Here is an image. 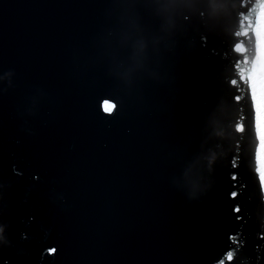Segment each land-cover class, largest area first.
<instances>
[{
	"label": "water",
	"instance_id": "water-1",
	"mask_svg": "<svg viewBox=\"0 0 264 264\" xmlns=\"http://www.w3.org/2000/svg\"><path fill=\"white\" fill-rule=\"evenodd\" d=\"M261 4L0 0V264H264Z\"/></svg>",
	"mask_w": 264,
	"mask_h": 264
},
{
	"label": "snow or ice",
	"instance_id": "snow-or-ice-1",
	"mask_svg": "<svg viewBox=\"0 0 264 264\" xmlns=\"http://www.w3.org/2000/svg\"><path fill=\"white\" fill-rule=\"evenodd\" d=\"M243 35L254 42V54L249 58L245 55L242 64L239 66L240 79L233 83H243L246 85L251 98V111L253 113L256 138L259 141L256 148V172L259 173V183L264 187V4L259 6V11L253 16L250 12L247 18V26ZM237 51L241 54L247 53L248 49L243 45L238 46ZM238 100L246 99V97H237ZM245 117L241 119L240 131L244 133L246 126ZM234 167H238V162L234 161ZM233 180H238V174H232ZM235 187H243L236 185ZM239 195L238 192L232 191L230 198L235 199ZM234 212H239V205L235 206ZM51 251H55L52 249Z\"/></svg>",
	"mask_w": 264,
	"mask_h": 264
}]
</instances>
